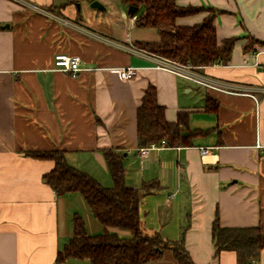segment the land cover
Masks as SVG:
<instances>
[{
  "label": "crops",
  "instance_id": "1",
  "mask_svg": "<svg viewBox=\"0 0 264 264\" xmlns=\"http://www.w3.org/2000/svg\"><path fill=\"white\" fill-rule=\"evenodd\" d=\"M93 1L0 0V264H56L75 214L89 234L104 231L80 193L60 196L46 182L54 161L26 151L64 150L70 164L112 186L104 148L123 154L128 186L159 184L140 203L146 233L183 239L195 264H238L235 251L215 254L212 226L216 216L222 226H264V45L251 43L264 41V0H176L221 10L218 39L237 38L229 64L193 68L211 86L161 67L164 58L137 47L161 36L138 27L128 5L97 0L105 6L99 9ZM209 13L176 23L193 26ZM61 52L80 56L82 71L55 67ZM127 66L138 74L122 80L114 69ZM150 86L167 120L184 113L190 129L211 133L192 146L142 155L137 110ZM208 98L216 110L207 109ZM252 264H264V248Z\"/></svg>",
  "mask_w": 264,
  "mask_h": 264
},
{
  "label": "trees",
  "instance_id": "2",
  "mask_svg": "<svg viewBox=\"0 0 264 264\" xmlns=\"http://www.w3.org/2000/svg\"><path fill=\"white\" fill-rule=\"evenodd\" d=\"M123 4L140 7L136 25L156 29L158 41H136L140 49L167 60L189 64L193 67L229 64L237 40L231 37L220 41L214 24L216 14L222 12L214 7L181 6L176 0H121ZM208 10L209 15L193 26L177 25L178 17ZM264 45L254 38L251 43ZM218 103L208 98L207 109L216 110ZM213 129H190L187 116L179 114L177 121L166 118L165 107L158 102L155 86L147 88L137 110L138 144L142 147L166 140L168 146H192L194 139L211 133ZM104 156L113 178L112 186H105L87 172L73 166L61 149L31 150L26 154L37 159H50L54 167L44 175L46 182L57 195L80 193L94 217L102 224L100 234L88 233L80 214L73 218L74 233L59 250L56 264L69 258L88 260L90 264H148L163 258L171 250L176 264H195L186 251L183 239H164L159 232L148 234L142 225L140 203L142 198L159 188L158 182H144L140 187L126 183L123 154L113 148H104ZM116 229V230H112ZM117 230L128 231L122 234ZM215 254L232 250L237 254L238 264H252L264 248V226H222L216 216L212 226Z\"/></svg>",
  "mask_w": 264,
  "mask_h": 264
},
{
  "label": "built area",
  "instance_id": "3",
  "mask_svg": "<svg viewBox=\"0 0 264 264\" xmlns=\"http://www.w3.org/2000/svg\"><path fill=\"white\" fill-rule=\"evenodd\" d=\"M55 67L58 69L69 72L72 75H77L80 71H82L81 67V58L78 55H70L67 53H57L54 57ZM159 65L163 68L172 70L176 74L191 79L199 84L205 86H211L207 79L203 76L199 75L193 70V66L189 64H181L176 61L167 60V59H159ZM118 77L122 80H131L135 78L138 74V69L133 66L127 67H117L114 69ZM167 146L166 140H161L159 143H151L148 146L141 147L139 149L142 155H146L148 151L152 149H161Z\"/></svg>",
  "mask_w": 264,
  "mask_h": 264
},
{
  "label": "water",
  "instance_id": "4",
  "mask_svg": "<svg viewBox=\"0 0 264 264\" xmlns=\"http://www.w3.org/2000/svg\"><path fill=\"white\" fill-rule=\"evenodd\" d=\"M92 6L96 7V8H99V9H104L105 8V6L102 3H100L99 1H97V0L92 2ZM138 10H139V6L134 5V4L128 5V11L131 14H133V15L136 14L138 12Z\"/></svg>",
  "mask_w": 264,
  "mask_h": 264
},
{
  "label": "rangeland",
  "instance_id": "5",
  "mask_svg": "<svg viewBox=\"0 0 264 264\" xmlns=\"http://www.w3.org/2000/svg\"><path fill=\"white\" fill-rule=\"evenodd\" d=\"M175 262H176V259H175L173 252L171 250L165 251L161 264H174Z\"/></svg>",
  "mask_w": 264,
  "mask_h": 264
}]
</instances>
